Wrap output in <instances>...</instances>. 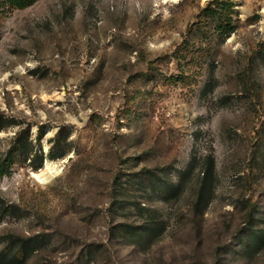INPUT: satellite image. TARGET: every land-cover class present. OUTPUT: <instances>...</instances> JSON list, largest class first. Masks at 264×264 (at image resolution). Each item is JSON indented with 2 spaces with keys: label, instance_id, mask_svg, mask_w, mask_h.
Wrapping results in <instances>:
<instances>
[{
  "label": "rangeland",
  "instance_id": "obj_1",
  "mask_svg": "<svg viewBox=\"0 0 264 264\" xmlns=\"http://www.w3.org/2000/svg\"><path fill=\"white\" fill-rule=\"evenodd\" d=\"M213 2L0 7V114L20 124L0 145L30 124L44 155L0 177L20 209L0 250L14 234L38 239L22 264H264V0Z\"/></svg>",
  "mask_w": 264,
  "mask_h": 264
},
{
  "label": "trees",
  "instance_id": "obj_2",
  "mask_svg": "<svg viewBox=\"0 0 264 264\" xmlns=\"http://www.w3.org/2000/svg\"><path fill=\"white\" fill-rule=\"evenodd\" d=\"M38 0H0V7L8 6L15 9H24L28 6H31ZM225 3V0H214L213 4H210L205 10L208 14L217 13V8L219 5ZM234 28H231L227 31V34H230ZM20 125L17 123V120L14 118H8L3 114H0V133L7 130L9 127H14ZM40 132L37 140L40 141L42 137L46 134L47 129L41 125L39 128ZM65 132V129L62 128L55 140L57 144H61L62 135ZM69 133L67 132L66 138ZM65 138V137H64ZM1 143V139H0ZM67 152L66 147L61 146L58 152L53 153L51 157L58 158L63 157ZM27 160L30 159V166L33 170H38L43 166L44 155L42 152L34 151V144L31 133V125L28 124L26 127L20 126L19 130L16 131L14 137L12 138L8 148L3 149L0 145V177L11 174L13 166L18 160ZM195 157H193L191 164L185 171L182 173V179L191 173V170L194 168ZM207 167L203 172L202 181L199 187V195L204 200V207L208 204L209 193L212 191V177L215 173V161L212 155L207 157ZM168 190L175 189L179 190L180 185L175 183H167ZM247 202L249 209L252 208V204ZM202 207V210L203 208ZM140 209H146L144 206H141ZM19 207L15 204H9L3 202L0 207V215L5 216L7 214L16 215L19 212ZM130 226V225H129ZM136 237L140 240L143 237L150 240L149 227L145 226H135ZM7 240L6 245L0 250V264H22L26 262L32 253L37 249L38 239L35 237H24L20 235L10 234L5 237Z\"/></svg>",
  "mask_w": 264,
  "mask_h": 264
},
{
  "label": "bare ground",
  "instance_id": "obj_3",
  "mask_svg": "<svg viewBox=\"0 0 264 264\" xmlns=\"http://www.w3.org/2000/svg\"><path fill=\"white\" fill-rule=\"evenodd\" d=\"M48 169H49V167H48V164H47L46 170H48ZM34 175H35V177H37V178H38V177H40L42 174H41V175H39V174H35V173H34Z\"/></svg>",
  "mask_w": 264,
  "mask_h": 264
}]
</instances>
